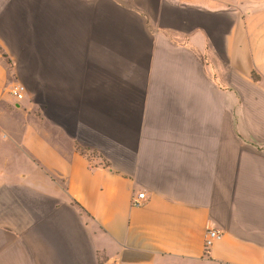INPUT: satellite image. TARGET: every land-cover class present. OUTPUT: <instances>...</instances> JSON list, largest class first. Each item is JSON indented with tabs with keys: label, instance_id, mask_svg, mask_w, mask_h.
Returning <instances> with one entry per match:
<instances>
[{
	"label": "crops",
	"instance_id": "crops-1",
	"mask_svg": "<svg viewBox=\"0 0 264 264\" xmlns=\"http://www.w3.org/2000/svg\"><path fill=\"white\" fill-rule=\"evenodd\" d=\"M254 13L0 0V264H264ZM209 226L222 236L205 250Z\"/></svg>",
	"mask_w": 264,
	"mask_h": 264
},
{
	"label": "built area",
	"instance_id": "built-area-1",
	"mask_svg": "<svg viewBox=\"0 0 264 264\" xmlns=\"http://www.w3.org/2000/svg\"><path fill=\"white\" fill-rule=\"evenodd\" d=\"M9 92L14 96L16 100H20L25 92V86L22 83H16L13 87H11ZM144 197L145 193L143 191L139 192L136 194V196L131 198V203L133 205H139L140 202L144 199ZM221 236L222 232L219 229L214 226H209L204 234L205 250H208V248L213 244V242L219 239Z\"/></svg>",
	"mask_w": 264,
	"mask_h": 264
},
{
	"label": "rangeland",
	"instance_id": "rangeland-1",
	"mask_svg": "<svg viewBox=\"0 0 264 264\" xmlns=\"http://www.w3.org/2000/svg\"><path fill=\"white\" fill-rule=\"evenodd\" d=\"M243 3L247 8L251 7L252 10L255 11L254 14H256L257 19H259V18L264 19V0H243ZM262 83L264 84V79L262 80ZM23 99L21 101H23ZM12 100H15V99L12 97ZM33 112L40 119V122H37V124H38L39 128L41 129V132H43V125L41 122V120H42V109L38 105H36L33 108ZM13 116H15V115H13ZM170 264H178V263L170 262Z\"/></svg>",
	"mask_w": 264,
	"mask_h": 264
},
{
	"label": "trees",
	"instance_id": "trees-1",
	"mask_svg": "<svg viewBox=\"0 0 264 264\" xmlns=\"http://www.w3.org/2000/svg\"><path fill=\"white\" fill-rule=\"evenodd\" d=\"M4 56V55H3ZM7 60V64L10 66V60L9 59H6ZM251 78L254 80V81H259L260 80V77L259 75H257L254 71L251 73Z\"/></svg>",
	"mask_w": 264,
	"mask_h": 264
}]
</instances>
